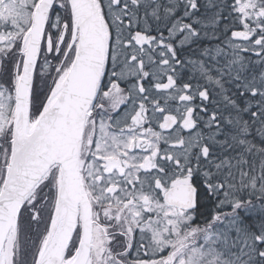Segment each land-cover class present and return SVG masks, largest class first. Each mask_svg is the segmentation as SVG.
<instances>
[{
	"label": "snow or ice",
	"instance_id": "1",
	"mask_svg": "<svg viewBox=\"0 0 264 264\" xmlns=\"http://www.w3.org/2000/svg\"><path fill=\"white\" fill-rule=\"evenodd\" d=\"M0 264H264V0H0Z\"/></svg>",
	"mask_w": 264,
	"mask_h": 264
}]
</instances>
